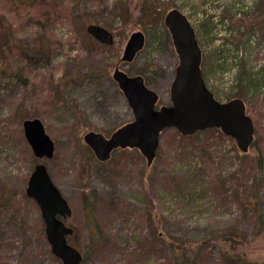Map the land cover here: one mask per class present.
Returning <instances> with one entry per match:
<instances>
[{
  "label": "rangeland",
  "instance_id": "rangeland-1",
  "mask_svg": "<svg viewBox=\"0 0 264 264\" xmlns=\"http://www.w3.org/2000/svg\"><path fill=\"white\" fill-rule=\"evenodd\" d=\"M16 1L0 0V264H61L25 193L38 163L72 211L68 241L81 264H264V224L256 222L264 217V0H73L66 19L46 29L28 20L32 0L10 28ZM171 9L195 30L215 99L245 103L254 143L241 153L224 135L202 132L183 142L167 128L150 166L136 149L99 162L83 135L108 137L133 120L112 79L116 66L142 76L158 106L170 104L178 57L163 17ZM89 24L110 31L112 45L93 41ZM136 31L144 47L120 63ZM44 35L52 48L42 55ZM31 118L54 143L51 159L34 157L23 136L22 121ZM223 234L244 242L233 251Z\"/></svg>",
  "mask_w": 264,
  "mask_h": 264
},
{
  "label": "water",
  "instance_id": "water-1",
  "mask_svg": "<svg viewBox=\"0 0 264 264\" xmlns=\"http://www.w3.org/2000/svg\"><path fill=\"white\" fill-rule=\"evenodd\" d=\"M163 25L178 57L169 89L170 104L157 106L159 96L148 88L142 76H130L116 66L112 79L125 96L133 120L108 137L98 132H87L82 137L83 142L99 162L108 161L118 149H136L145 158L146 165L150 166L165 129H175L182 136L218 129L235 141L241 153H247L254 140V126L244 102L239 98L219 102L206 87L201 71V49L195 30L185 14L171 9L164 15ZM86 32L103 45L113 43L112 33L100 25L89 24ZM144 44L145 37L141 31L131 33L119 62L130 63ZM21 125L34 157L51 159L54 143L46 134L41 120L25 119ZM25 193L39 207L51 253L61 264H81V252L68 243V237L74 233V229L66 225L72 211L43 163L34 166Z\"/></svg>",
  "mask_w": 264,
  "mask_h": 264
},
{
  "label": "trees",
  "instance_id": "trees-1",
  "mask_svg": "<svg viewBox=\"0 0 264 264\" xmlns=\"http://www.w3.org/2000/svg\"><path fill=\"white\" fill-rule=\"evenodd\" d=\"M16 2H19L18 3L19 7H16V13L13 16L14 22L10 21V24H9L10 28L16 27L17 21L20 20V17L21 18L22 17L25 18V14H23L21 12V6L24 5V4L25 5L28 4L27 0H18ZM72 2H73V0H32L31 4H33V7H29L30 8V12L27 15L28 20L30 22H33L32 23L33 25L36 24L40 28L46 29V25L47 24H51V23L53 24L58 19H62V18L66 19V17L70 14V11H72L71 10ZM11 14H13V13L11 12ZM89 20H91V19H89ZM44 38L45 39H41L39 44H38V47L41 46L40 49L43 51L41 53L42 55L48 49L51 50V48H52L50 45H47V40L50 39L51 36L47 37L46 35H44ZM91 39L93 41H95L93 38H91ZM10 43L11 44H9V45H11V47L14 46V44H12V42H10ZM100 46L106 47V46L101 45V44H100ZM107 48H110V47H107ZM145 83H147V82L145 81ZM251 119H252L253 122L255 121L253 118H251ZM202 132L203 133H213V134L215 133L218 137H224L223 134L218 129H208V130H205V131H202ZM202 132H197L196 134H194V136L193 135L192 136H182V135H180L177 132H176V134H177L178 139L180 141L185 142L187 140H190L193 137L198 136V134L202 133ZM253 143H254V141L252 142L251 146L253 145ZM256 222H257V224L263 225L264 224V217H262L260 215L257 216ZM42 234H43V232H42ZM222 238H225L224 240H226L227 242H230L231 249L233 251L236 250V244L241 245L244 242V239L240 235L227 236L226 234H223ZM207 239H211V237L207 238ZM207 239H205V240H207ZM170 244L173 245L172 243H170ZM172 248L174 249L173 246H172ZM178 257L179 256L176 255V258H178ZM224 258H226V255L224 256ZM228 258L231 259V260L235 259L234 256L228 257ZM228 258H226V259H228ZM180 259L184 260L182 257ZM175 262H178V261H175Z\"/></svg>",
  "mask_w": 264,
  "mask_h": 264
}]
</instances>
